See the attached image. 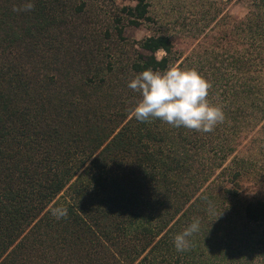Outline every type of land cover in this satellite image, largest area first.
I'll use <instances>...</instances> for the list:
<instances>
[{
    "label": "trees",
    "instance_id": "16d2710c",
    "mask_svg": "<svg viewBox=\"0 0 264 264\" xmlns=\"http://www.w3.org/2000/svg\"><path fill=\"white\" fill-rule=\"evenodd\" d=\"M133 1L102 29L84 0H0V264H264V0H237L242 18ZM179 36L212 42L185 53ZM170 66L208 81L213 131L132 117L128 81Z\"/></svg>",
    "mask_w": 264,
    "mask_h": 264
},
{
    "label": "clouds",
    "instance_id": "9594fccd",
    "mask_svg": "<svg viewBox=\"0 0 264 264\" xmlns=\"http://www.w3.org/2000/svg\"><path fill=\"white\" fill-rule=\"evenodd\" d=\"M29 2L22 10H30ZM127 87L139 94V100L131 110L132 117L141 123L158 119L174 128H185L209 133L225 119L222 108L208 99L209 83L196 69L170 66L163 71L146 68L128 81ZM51 214L60 219L67 212L55 207ZM199 231L194 221L173 237L175 249L184 251L188 238Z\"/></svg>",
    "mask_w": 264,
    "mask_h": 264
},
{
    "label": "rangeland",
    "instance_id": "374dc122",
    "mask_svg": "<svg viewBox=\"0 0 264 264\" xmlns=\"http://www.w3.org/2000/svg\"><path fill=\"white\" fill-rule=\"evenodd\" d=\"M75 1V0H73ZM83 1V0H76ZM88 4V12L86 15H91L89 20H91L92 24L98 23L108 24L109 21L112 20V14L115 11L116 13L120 12V9L126 5H134L136 2L133 0H115L114 2L109 0H84ZM152 1V12H156L159 15L165 16L167 18H172L174 13L172 10V4L170 0H151ZM224 4L225 8H227V13H230L234 18H242L246 12L247 7L244 3L238 2L237 0H217ZM113 11V12H111ZM103 29V27H102ZM125 37L131 40H141L142 38L150 35L152 33V29L146 23L141 24L139 26L134 25H126L125 27ZM176 47L179 50L184 51L185 53L191 52L193 49H201L210 45L212 40L209 37H201L200 39H191L186 36H179L175 39ZM159 56L162 55V52L158 53ZM245 143H247L245 141Z\"/></svg>",
    "mask_w": 264,
    "mask_h": 264
}]
</instances>
